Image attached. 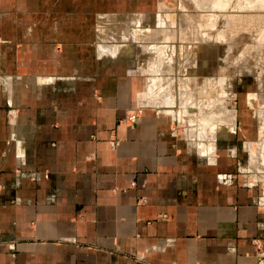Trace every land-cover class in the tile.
Masks as SVG:
<instances>
[{"label": "crops", "instance_id": "crops-1", "mask_svg": "<svg viewBox=\"0 0 264 264\" xmlns=\"http://www.w3.org/2000/svg\"><path fill=\"white\" fill-rule=\"evenodd\" d=\"M156 1L0 0V264L262 263L264 172L209 142L236 139L253 160L264 123L234 138L218 118L195 149L141 104L152 39L131 34Z\"/></svg>", "mask_w": 264, "mask_h": 264}, {"label": "rangeland", "instance_id": "rangeland-1", "mask_svg": "<svg viewBox=\"0 0 264 264\" xmlns=\"http://www.w3.org/2000/svg\"><path fill=\"white\" fill-rule=\"evenodd\" d=\"M155 6L159 13L141 14L137 20L139 27L150 26L129 33L132 39H152L140 47L151 59L149 71L141 72L146 78L141 104L169 111L162 114L175 138H188L195 149L213 143L212 155L235 156L236 167L263 175L264 150H252L251 160L236 139L209 142L198 135L224 118L226 126L235 124L234 138H260L254 115L264 123V0H157ZM121 35L119 40L129 38ZM112 41L113 49L118 39ZM127 47L123 54L135 61L136 46ZM208 61L212 68L205 66Z\"/></svg>", "mask_w": 264, "mask_h": 264}, {"label": "built area", "instance_id": "built-area-1", "mask_svg": "<svg viewBox=\"0 0 264 264\" xmlns=\"http://www.w3.org/2000/svg\"><path fill=\"white\" fill-rule=\"evenodd\" d=\"M141 113H142L141 108H137L136 111L128 117L129 123L135 124L137 118L139 117ZM254 244H255L257 252L261 254V261H262L261 264H264V239L258 238L254 240Z\"/></svg>", "mask_w": 264, "mask_h": 264}, {"label": "bare ground", "instance_id": "bare-ground-1", "mask_svg": "<svg viewBox=\"0 0 264 264\" xmlns=\"http://www.w3.org/2000/svg\"><path fill=\"white\" fill-rule=\"evenodd\" d=\"M202 1L204 2V0H202ZM219 1H221V0H219ZM193 7H194V6H193ZM166 17H167V16H166ZM167 18H168V17H167ZM146 34H147V33H146ZM146 34H145V35H146ZM151 34H152V33H151ZM145 35H144V36H145ZM149 36H150V35H149ZM146 37H147V36H145V38H146ZM143 38H144V37H143ZM152 38H153V37H152ZM149 39H150V38H149ZM195 48H196V47H195ZM198 50H200V49H198ZM203 50H204V49H203ZM195 51H197V50H195ZM193 53H195V52H193ZM196 53H197V52H196ZM198 54H199V52L197 53V55H198ZM191 56H193V55H192V52H191ZM240 59H241V58H240ZM204 60H205V59H204ZM207 65H209V68H212V63H211V62L208 61L207 64H206L205 66H207ZM261 133H262V132H261ZM263 150H264V149H263ZM263 150H262V152H263Z\"/></svg>", "mask_w": 264, "mask_h": 264}]
</instances>
